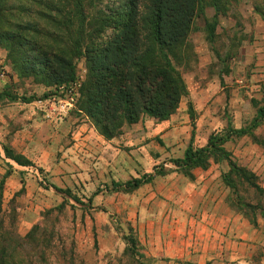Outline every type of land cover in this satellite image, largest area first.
I'll list each match as a JSON object with an SVG mask.
<instances>
[{
	"label": "rangeland",
	"instance_id": "rangeland-1",
	"mask_svg": "<svg viewBox=\"0 0 264 264\" xmlns=\"http://www.w3.org/2000/svg\"><path fill=\"white\" fill-rule=\"evenodd\" d=\"M10 1L12 9H26L11 17L20 25L16 30L37 24L38 53L66 49L65 31L54 22L71 6L64 0ZM88 2L92 23L129 4ZM210 3L180 47L181 59L170 55L186 86L177 111L163 122L144 116L112 140L79 110V99L70 105L57 87L23 76L0 46V70L6 72L0 79V264H264V218L258 212L254 225L235 204L237 196L223 180L228 160L209 157L206 170L190 171L193 178L173 163L183 158L193 124L195 148L205 147L212 135L250 129L246 136L231 135L221 148L264 188V121L251 128L264 107V0H221L219 12ZM216 14L210 42L207 25ZM112 33L107 30L103 40ZM85 62L75 59L81 83ZM5 147L25 165L7 159ZM154 169L165 175L132 192L114 187ZM202 174L219 192L215 203L200 196ZM238 195L264 208V197L246 184H239Z\"/></svg>",
	"mask_w": 264,
	"mask_h": 264
},
{
	"label": "trees",
	"instance_id": "trees-1",
	"mask_svg": "<svg viewBox=\"0 0 264 264\" xmlns=\"http://www.w3.org/2000/svg\"><path fill=\"white\" fill-rule=\"evenodd\" d=\"M64 1L71 6V13L54 23L65 31L63 47L66 46V49L58 53L40 50L39 54L37 24L26 23L21 31L16 30L20 25H13L11 17L17 18L16 13L22 14L26 9H12L10 0H0V46L8 49V58L14 69L25 77L34 78L38 84L58 87L77 80L75 59L85 58L86 79L81 83L77 105L106 140L121 136L125 125H135L144 116L160 122L167 121L177 111L186 92L183 78L170 55L181 59L180 47L199 12L203 11L206 0H129L121 11L94 23L87 14L88 0ZM210 1L218 12L222 10L221 0ZM217 17L216 14L214 21L207 25L210 42L216 37ZM12 25L14 29H9ZM107 30H114V33L103 40ZM23 102L32 101L24 99ZM190 111L193 119L194 111L192 108ZM263 121L264 107L259 109L251 128H257ZM195 130L193 124L191 141L183 158L173 160V163L186 176L193 178L191 170L197 167L206 170L208 158L220 154L231 167L223 176L225 185L236 194L235 204L240 211L245 210L256 225V215L260 212L264 218V208L243 201L238 195V186L246 184L262 197L264 188L257 184L254 174L237 166L221 148L231 135L246 136L250 134V129H235L226 137L212 135L202 148L194 147ZM3 151L7 159L25 165L22 157L12 149L5 147ZM164 175L165 171L154 169L153 173H146L124 184L115 183L114 187L132 192ZM66 194L75 198L69 191ZM5 250L2 249L1 258Z\"/></svg>",
	"mask_w": 264,
	"mask_h": 264
},
{
	"label": "crops",
	"instance_id": "crops-1",
	"mask_svg": "<svg viewBox=\"0 0 264 264\" xmlns=\"http://www.w3.org/2000/svg\"><path fill=\"white\" fill-rule=\"evenodd\" d=\"M4 79L2 78V81H3ZM125 136H122L121 137V139L123 140V138H124ZM117 140V139H116ZM119 141V140H118ZM113 142H115L114 140H113ZM144 147L145 146H141L139 149H144ZM206 176V174H202L201 176H200V196H204V198H205V196L206 197H208L209 199L207 200V199H205V200H207V203H208V205H209V201L211 202V203H215L216 201H218V198H219V192L217 191V189L214 187V185H212V183H211V179H207V177H205ZM198 178H197V182H198ZM221 201V199L219 200V202ZM218 202V203H219ZM214 204H212V206H213ZM213 208V207H212ZM214 212H215V209H214V211H213V213H211V216H210V221L212 222V223H215V221H216V216H215V214H214ZM216 234V232H214V234L213 235H215Z\"/></svg>",
	"mask_w": 264,
	"mask_h": 264
},
{
	"label": "built area",
	"instance_id": "built-area-1",
	"mask_svg": "<svg viewBox=\"0 0 264 264\" xmlns=\"http://www.w3.org/2000/svg\"><path fill=\"white\" fill-rule=\"evenodd\" d=\"M5 75H6V72L4 71V69H1L0 79L4 78ZM80 87H81V81L77 79L76 81L72 82L70 85L59 86L55 88V90H57L58 94L63 95V97L65 98V101H67L68 104L73 105L80 98Z\"/></svg>",
	"mask_w": 264,
	"mask_h": 264
}]
</instances>
